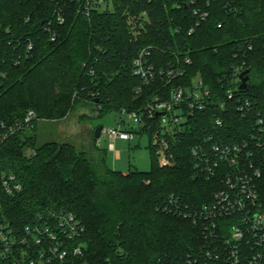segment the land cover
Wrapping results in <instances>:
<instances>
[{"label":"trees","instance_id":"1","mask_svg":"<svg viewBox=\"0 0 264 264\" xmlns=\"http://www.w3.org/2000/svg\"><path fill=\"white\" fill-rule=\"evenodd\" d=\"M85 6L0 0V173L15 175L22 187L9 194L0 183V221L23 233L43 214L75 215L86 228L77 264H185L204 247L203 232L166 207L171 200L201 207L221 189L195 173L191 149L206 135L229 144L254 137L255 122L238 102L264 112V0H113L111 9L90 16ZM151 46L157 68L185 73L167 90L200 77L213 102L170 138L174 167H160L153 132L151 169L128 174L109 166L95 131L82 151L65 140H40L41 121L62 120L80 105L99 117L143 109L166 85L160 78L137 94L142 81L133 62ZM245 71L250 79L240 90ZM31 111L36 119L28 129ZM217 117L225 119L221 128Z\"/></svg>","mask_w":264,"mask_h":264},{"label":"built area","instance_id":"2","mask_svg":"<svg viewBox=\"0 0 264 264\" xmlns=\"http://www.w3.org/2000/svg\"><path fill=\"white\" fill-rule=\"evenodd\" d=\"M112 7L113 0H86L84 13L90 16L93 11ZM58 20L64 22L61 16ZM154 50L153 46L142 49L133 62L134 75L142 81L137 94L160 78L166 85L151 96L143 109H122L117 126L103 127L101 138L109 139L114 148L117 140L133 141L136 128L142 134L153 132L154 144L160 147V167L172 168L177 162L170 149V138L182 131L195 114L207 112L213 102L200 77L187 86L176 84L167 90L168 84L183 79L185 73L175 65L157 68L151 62ZM186 63L190 65L191 61ZM228 99H234V94L230 93ZM238 104L242 116L255 122L252 141L229 144L220 135H206L191 149L196 176L219 182L221 189L210 203L201 207L185 206L174 200L166 207L202 229L204 247L199 254L189 255L185 264H264V112L254 114L249 100H239ZM224 106L221 103L220 107ZM35 119L34 112H29L24 126L30 129ZM224 124L223 117L216 118L215 127ZM0 183L9 194L22 189L15 175L0 173ZM85 232L82 221L65 212L43 214L23 233L0 221V264H77L85 257V245L81 242Z\"/></svg>","mask_w":264,"mask_h":264},{"label":"rangeland","instance_id":"3","mask_svg":"<svg viewBox=\"0 0 264 264\" xmlns=\"http://www.w3.org/2000/svg\"><path fill=\"white\" fill-rule=\"evenodd\" d=\"M119 120L120 116L115 112L99 117L91 108L80 105L62 120L41 121L38 136L40 140H65L78 151H82L83 144L91 141L94 131L99 126L115 128ZM137 129L134 130L133 141H116L114 148H111L109 139L99 140V148L107 152L108 164L114 171L128 174L134 170L148 172L151 169L150 134L139 133ZM117 152L120 153V157L116 155Z\"/></svg>","mask_w":264,"mask_h":264},{"label":"water","instance_id":"4","mask_svg":"<svg viewBox=\"0 0 264 264\" xmlns=\"http://www.w3.org/2000/svg\"><path fill=\"white\" fill-rule=\"evenodd\" d=\"M241 78V86H240V90H246L247 86H248V82H249V71H245L240 75ZM103 130V126H99L96 130H95V139L99 140L101 138V133Z\"/></svg>","mask_w":264,"mask_h":264},{"label":"crops","instance_id":"5","mask_svg":"<svg viewBox=\"0 0 264 264\" xmlns=\"http://www.w3.org/2000/svg\"><path fill=\"white\" fill-rule=\"evenodd\" d=\"M117 141H121V140H117ZM116 155H117L118 157H120V153H119V152H117Z\"/></svg>","mask_w":264,"mask_h":264}]
</instances>
